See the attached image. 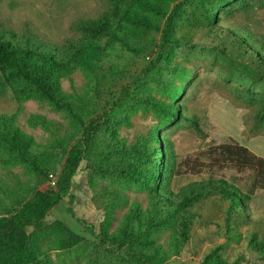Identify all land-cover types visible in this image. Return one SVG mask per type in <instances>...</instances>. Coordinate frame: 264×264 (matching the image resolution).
<instances>
[{"label":"rangeland","instance_id":"rangeland-1","mask_svg":"<svg viewBox=\"0 0 264 264\" xmlns=\"http://www.w3.org/2000/svg\"><path fill=\"white\" fill-rule=\"evenodd\" d=\"M115 1L0 0V30H13L44 49L63 47L83 35L80 22L101 18ZM148 1L172 18L166 41V17L137 6L147 25L123 27L110 44L109 58L95 71L78 67L60 78L62 90L84 121L100 116L102 125L95 146L71 179L68 194L45 218L48 228L40 240L46 249L45 264H140L128 256L121 260L109 252L97 254L105 189H116L124 198L118 219L135 204L147 207L153 192L170 199L160 192L161 182L155 183L150 175L136 170L100 173L102 154L111 152L105 140H115L125 149L144 139L154 140L160 152L169 147L173 202L194 191L195 183L209 179L223 178L243 192L250 188L249 172L215 163L214 149L221 144L237 142L264 158V122H259L264 112V68L258 55L238 46L232 36L233 30H248L253 37L264 38V0ZM15 85L19 90L30 86L22 81ZM125 89L130 90L129 98ZM144 97L160 100L165 107L178 106L177 119L166 123L161 112L144 103ZM0 115L13 118L14 126L31 136V152L41 166L37 170L21 154L8 155L0 141L2 213L22 197L24 190L17 181L30 194L36 188H57L67 152L80 139L83 127L69 111L56 109L41 96L15 97L1 70ZM34 116L45 118L48 128L37 124ZM190 209L196 216L185 243L171 246L172 230L160 235L159 243L173 252L163 264H264L252 243L254 235L258 240L264 237V189L254 191L239 215L214 193L195 200ZM118 219L110 233L116 231ZM70 233L83 241L65 248L63 240Z\"/></svg>","mask_w":264,"mask_h":264},{"label":"trees","instance_id":"trees-1","mask_svg":"<svg viewBox=\"0 0 264 264\" xmlns=\"http://www.w3.org/2000/svg\"><path fill=\"white\" fill-rule=\"evenodd\" d=\"M137 6L166 17L164 41L166 35L170 34L172 18L167 17L165 12H161L148 0H116L101 18L80 22L79 28L83 35L67 41L63 47L44 49L32 43L30 39H21L13 30H0V70L5 81L11 83L15 97L20 99L22 95L30 97V94L41 96L56 109L69 111L79 119L83 127L80 139L67 152L57 188H36L30 194L29 190H25L17 181V185L24 190L22 197L17 205L6 207L0 213V264L46 263V258H42L46 249L40 244L42 235L48 228L45 218L68 194L71 179L84 156L95 146L98 129L102 125L100 116L87 123L84 121L69 95L62 90L60 78L69 75L78 67L95 71L102 60L109 58L110 44L118 38V33L123 27L137 23L147 25L146 18L137 10ZM217 13L214 11L213 16ZM232 36L238 46L257 54L264 68V38L253 37L248 30H233ZM18 81L30 85L29 88L19 90L14 86V82ZM124 94L129 98L130 90L125 89ZM123 100L118 101L120 107L124 105ZM143 101L155 113L161 112L166 123L178 117V106L165 107L162 101L146 97ZM33 120L48 128L45 118L34 116ZM13 122V118L0 115V141L6 153L11 156L21 154L34 168L40 170L37 156L31 152L33 139L15 127ZM259 122H264V112L260 115ZM105 143L111 152L102 154V164L98 166L100 173L114 175L136 170L142 175H150L155 183L161 182L163 188L160 192L170 200L153 192L147 207L135 204L118 219L117 211L124 198L116 189H105L107 202L104 205L105 219L98 235L101 241L97 246L98 255L109 252V255H116L121 260L128 256L140 264H163L173 252L159 243L160 235L164 231L172 230L174 235L170 245L177 248L185 243L190 237L196 216L190 209L195 200L207 194H219L223 200L228 201L229 209L239 215L249 206L254 191L264 189V158L237 142H231L214 149L217 152V157H213L215 163L218 166L228 165L239 171L249 172L253 176L250 188L243 192L239 186L223 178L209 179L195 183L194 191L184 192L181 199L173 202L171 199L176 195L168 186L172 168L169 147H164V152L157 151L154 140L147 139L130 149H125L112 139L105 140ZM165 152L168 155L167 160L164 158ZM0 189L3 190V187ZM4 192L8 194L10 189ZM117 219L116 231L110 233V227ZM30 227L34 230L27 232ZM82 241V237L70 233L64 238L63 245L65 248H72ZM252 243L255 251L264 259V237L258 240L257 235H254ZM105 245L107 246L103 247Z\"/></svg>","mask_w":264,"mask_h":264},{"label":"built area","instance_id":"built-area-1","mask_svg":"<svg viewBox=\"0 0 264 264\" xmlns=\"http://www.w3.org/2000/svg\"><path fill=\"white\" fill-rule=\"evenodd\" d=\"M53 183H55V182H53Z\"/></svg>","mask_w":264,"mask_h":264}]
</instances>
